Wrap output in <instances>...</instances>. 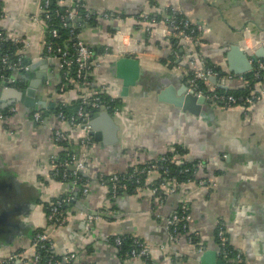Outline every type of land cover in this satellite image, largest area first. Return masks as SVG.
<instances>
[{"label": "crops", "instance_id": "obj_1", "mask_svg": "<svg viewBox=\"0 0 264 264\" xmlns=\"http://www.w3.org/2000/svg\"><path fill=\"white\" fill-rule=\"evenodd\" d=\"M39 1L0 0V29L29 66L20 73L29 72V82H39L34 101H43L48 110L45 117L40 104L30 108L14 102L7 106L16 104L18 111L0 122V215L6 214L0 225V259L16 254L21 264H37L32 261L33 236L44 231L56 254L77 252L80 264L134 263L116 258L112 246L102 241L106 235L144 241L155 264H203L206 251L213 254L211 264H239L219 251L221 224L243 264H264V81L252 84L259 100L246 107L225 108L207 100L193 114L157 97L162 82L179 89L198 64L221 73L208 78L207 91L244 87V78L225 77L232 73L226 52L233 44L248 52L258 46L253 39L264 30V0H83L86 10L99 14L90 23L79 18L73 22L94 55L92 83L85 91L108 95L118 103L117 111L109 113L114 125L97 117L98 136L92 135L86 148L79 143L81 130L50 112L84 90L77 83L63 91L57 88L59 64L44 53L43 23L31 18L38 14ZM171 10L202 26L198 41L169 27ZM143 16L156 21L147 23ZM120 56L136 59L139 65L138 79L125 92L113 66ZM24 85L18 79L14 87L7 86ZM35 111H42L41 121L34 119ZM56 128L68 134L72 152L85 154L89 178L85 196L53 175L49 159L61 151L54 141ZM161 155L177 165L201 161L203 167L171 193L170 182L159 194L151 191L160 179L158 172L145 176L140 189L122 190L115 197L99 181L100 175L125 174ZM200 179L207 183L200 184ZM65 196L69 197L65 223L53 226L46 206ZM181 201L190 214L189 233L171 236L166 219ZM190 233L195 234L191 240Z\"/></svg>", "mask_w": 264, "mask_h": 264}, {"label": "built area", "instance_id": "obj_2", "mask_svg": "<svg viewBox=\"0 0 264 264\" xmlns=\"http://www.w3.org/2000/svg\"><path fill=\"white\" fill-rule=\"evenodd\" d=\"M59 2L66 1L65 13L60 14L55 11L60 19L61 27H68V35L70 41L63 40L58 42L57 39L60 37L58 28L52 26L48 32V38L43 43V49L46 57L54 59L58 62L59 68L62 70V74L65 79L69 73L73 74V82L77 83L82 89V95L80 97V103L73 115L66 117V115L59 111L56 117L62 121H68L71 126L78 127L82 136L79 143L82 147L86 148L91 142V125L90 120L92 114L88 107L96 110L99 113L102 110L108 113H115L117 111V102L113 98L107 100H101L100 97L94 96L85 90L90 87L92 83V68H93V51L89 45L83 42L76 32L73 20L79 18L82 21L88 22L90 19H95L99 16L97 12L89 11L85 9V13L78 14V9L85 7L83 0H58ZM50 0H40L37 5L38 14H32L31 18L35 21H41L44 29L47 28V21L50 20L51 14L48 10ZM102 16L110 18L111 15L104 13ZM147 23L155 22V18L143 16L141 18ZM167 23L169 27L177 34L182 35L184 38L190 41H198V38L203 31L200 24L191 22L186 18L182 12L177 10H171L167 17ZM5 39L4 33L0 31V43ZM256 44H261L259 40L253 39ZM16 49V47H15ZM108 54V52H105ZM15 57H11L9 53L0 52V78L6 82L7 85L14 87L18 78L16 74L21 71H27L29 66L24 64L22 58L15 53ZM119 56V54H117ZM202 57L201 54L199 56ZM191 65H194V59L190 57ZM254 65L261 68L264 64L257 62ZM254 68V66H253ZM252 71V70H251ZM258 76V72L254 73ZM215 76H221L218 69L204 64L194 65L192 70L188 71L186 77V83L189 90L198 96H204L206 100L217 104L221 107H232V106H248L259 100V96L251 92L248 96H234L229 94L227 91H207L206 86L208 78ZM225 77L233 78H244V74L228 73ZM63 91L65 88L63 85L59 88ZM18 111L16 104H11L5 108L0 107V122L4 121L9 115ZM33 117L36 121L42 120L40 112L35 111ZM68 118V119H67ZM54 141L57 145H62L64 142H68L69 137L66 132L56 128L53 132ZM171 158L168 155H161L151 161L146 162L142 166H138L130 170L125 174H112L109 176H99L101 184L107 185L110 190V196L115 197L120 191L126 190L130 186L133 190H138L143 185L144 177L152 172H158L160 179L156 182V185L152 186V192L159 194L162 187L166 183L170 182L171 187L168 192H175L176 188L183 182L190 181L193 174L198 169L203 167L201 161L192 163L191 166H184L179 170L180 174L185 175L184 180H179L175 176H171L170 170ZM49 164L52 167L53 175L60 177L61 180L66 181L72 188H77L81 195H87L89 193V178L87 176L88 163L85 159V154L81 156L76 155L72 151H67L63 157L53 155L49 159ZM192 176V177H191ZM206 179H200V184H206ZM212 184L216 183V178H212ZM130 183V184H128ZM69 197H61L56 200L49 202L46 206L47 219L53 226L63 225L65 223V210L64 205L68 202ZM89 219L94 218L88 216ZM190 214L188 212L187 205L184 201H181L178 209L166 219V226L172 236L178 232L189 233ZM195 234H188V239L191 240ZM217 238L219 251L223 256L230 255L232 259L242 263V255L233 250L228 244V239L224 227L219 224L217 228ZM130 240L131 248L121 253V247L124 242ZM102 241L113 248V254L116 258H120L123 261L132 260L133 264H147L150 260L149 247L148 245L134 236L130 235H112L103 236ZM33 254L32 261L37 264H80L78 262L77 252H68L63 255L55 253L52 242L46 232L38 231L33 236ZM22 259L18 255L12 254L6 258L0 259V264H21ZM155 264V263H153Z\"/></svg>", "mask_w": 264, "mask_h": 264}, {"label": "water", "instance_id": "obj_3", "mask_svg": "<svg viewBox=\"0 0 264 264\" xmlns=\"http://www.w3.org/2000/svg\"><path fill=\"white\" fill-rule=\"evenodd\" d=\"M75 20V19H74ZM73 20V22H74ZM259 40L260 43L258 46H255L252 52H248L243 50L238 44H233L229 46V49L226 52V59L228 64V70L234 74H246L251 72L255 63L259 60L264 62V30L254 38ZM113 66L116 69V76L123 79V92H125L130 85H134L136 80L139 77V65L136 59H133L128 56H120L114 62ZM18 79L24 80V88H11L8 87L6 82L0 81V107L4 108L7 104L20 102L24 106L34 108L37 104H40L44 109L45 117L48 116V110L43 101L38 102L34 101V94L36 88L39 84L38 80L29 82V72H23L16 74ZM211 77L210 79H212ZM29 84V85H28ZM222 89L226 90L227 87L221 86ZM158 99L165 102H170L175 106L181 107L182 109L193 113L198 114L202 110V106L205 105L207 100L204 96H198L189 90L187 83L185 82L183 86L179 89H175V87L170 84L168 81L162 82L160 85ZM9 98V102H5L4 99ZM99 120L108 121V123L114 125L113 119L110 114L102 110L99 113L93 115L90 120L91 125V134L94 137H97V118ZM6 215L2 213V216ZM0 215V217H2ZM1 225V224H0ZM212 252L206 251L203 253L201 257V261L203 264H211L212 263ZM218 264H222L218 262Z\"/></svg>", "mask_w": 264, "mask_h": 264}, {"label": "trees", "instance_id": "obj_4", "mask_svg": "<svg viewBox=\"0 0 264 264\" xmlns=\"http://www.w3.org/2000/svg\"><path fill=\"white\" fill-rule=\"evenodd\" d=\"M67 7L65 6V4H63L62 2H59L58 0H50L49 5H48V10L49 13L51 14L50 16V20L47 21V28L45 29V33H46V39L49 37L48 34V30L52 27V26H56L58 28L60 37L57 39L58 42H62L63 40L66 41H70L69 39V35H68V27H61L60 26V19L57 15H55V11H58L60 14L65 13V9ZM0 13H1V6H0ZM85 13V7H81L78 9V14H83ZM93 19L88 20V23L92 22ZM1 32H3L0 29ZM76 32H78V30L76 29ZM45 39V40H46ZM0 52H6L9 53L11 55V57H15V46L12 45L10 40H6L4 39L1 43H0ZM17 57V56H16ZM208 66V65H206ZM258 72V76H255L254 73ZM1 73V72H0ZM73 74L69 73L67 75V79L64 78L63 74H62V70L60 69V73H59V84L58 87L59 88L61 85L64 86L65 89H67V87L72 88L74 85V80H73ZM244 80H245V86L242 88H237L234 90H228L227 92L229 94H232L234 96H248L251 92H252V84L253 83H257L260 81H264V67H257L256 65H254V68L252 69L251 72L244 74ZM218 91H222L220 89H217ZM216 90V91H217ZM82 95V92L79 93L78 97L72 101H70L69 103H65V102H60L57 104L55 109H50V112H52L55 116L57 115V113L59 111H62L66 117H69L71 115L74 114V112L76 111L79 103H80V97ZM91 97L94 96H98L100 97L101 100H107L110 98V96L105 95V94H101V93H92ZM90 113L92 114V116L95 114L96 110L93 108L88 107ZM42 114V111H41ZM68 119V118H67ZM68 124L69 122L66 121ZM70 125V124H69ZM71 126V125H70ZM73 127V126H71ZM61 148V151L58 153L59 155H57L58 157H63L64 154H66L67 151H71V144H69L68 142H64L62 145H58ZM192 163H187V164H182V165H177L174 161L170 163V170L171 176H175L177 179L179 180H184L186 177L184 174H180L179 170L182 169L184 166H191ZM192 177V176H191ZM57 179H60V177H55ZM130 184V183H128ZM129 187L126 188V190H128L129 192H131L133 190V187L128 185ZM122 191H120L119 193H121ZM131 248V243L130 240H127L126 242L123 243L122 247H121V253H124L126 250ZM223 256V255H222ZM231 254L225 256L224 258L226 260L231 259ZM147 264H153V262L151 260L147 261Z\"/></svg>", "mask_w": 264, "mask_h": 264}, {"label": "flooded vegetation", "instance_id": "obj_5", "mask_svg": "<svg viewBox=\"0 0 264 264\" xmlns=\"http://www.w3.org/2000/svg\"><path fill=\"white\" fill-rule=\"evenodd\" d=\"M0 189H1V187H0ZM5 216V215H4ZM3 216L2 217H0V224H2V222H3Z\"/></svg>", "mask_w": 264, "mask_h": 264}]
</instances>
